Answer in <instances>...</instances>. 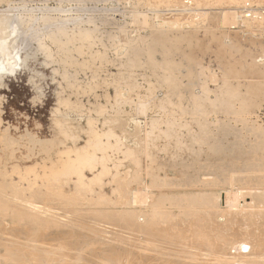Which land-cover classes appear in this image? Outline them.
I'll use <instances>...</instances> for the list:
<instances>
[{
	"label": "rangeland",
	"instance_id": "374dc122",
	"mask_svg": "<svg viewBox=\"0 0 264 264\" xmlns=\"http://www.w3.org/2000/svg\"><path fill=\"white\" fill-rule=\"evenodd\" d=\"M0 47V264H264V0H0Z\"/></svg>",
	"mask_w": 264,
	"mask_h": 264
},
{
	"label": "bare ground",
	"instance_id": "6f19581e",
	"mask_svg": "<svg viewBox=\"0 0 264 264\" xmlns=\"http://www.w3.org/2000/svg\"><path fill=\"white\" fill-rule=\"evenodd\" d=\"M30 22H31V21H30ZM35 22H36V21H35ZM51 24H52V23H51ZM144 24H145V23H144ZM158 27H159V26H158ZM83 31H84V30H83ZM89 32H90V31H89ZM81 33H82V31H81ZM90 33H91V32H90ZM49 34H50V33H49ZM72 34H73V32H72ZM59 35H60V34H59ZM67 35H68V34H67ZM50 36H52V35H50ZM50 36H49V37H50ZM78 36H79V35H78ZM88 36H89V34H88ZM101 36H102V35H101ZM61 37H62V36H61ZM61 37H60V39H61ZM65 37H66V36H65ZM65 37L63 38V39H65V40H67L68 38H70V37H68V38H65ZM82 37H83V36H82ZM91 37H92V36H91ZM51 38H52V37H51ZM56 38H57V37H56ZM56 38H55V39H56ZM72 38H73V37H72ZM77 38H78V37H76V39H75V38H74V39L77 40ZM47 39H48V38H47ZM49 39H50V38H49ZM57 39H59V37H58ZM63 39H61V40H63ZM74 39H73V40H74ZM79 39H81V38H79ZM83 39H84V38H83ZM69 40H70V44H72L71 42H72L73 40H72V39H69ZM71 40H72V41H71ZM91 40H93V39H91ZM91 40H90V42H91ZM56 41H59V40H56ZM56 41H55V42H56ZM87 41H88V40H87ZM65 42H66V41H65ZM67 42H68V40H67ZM73 42L75 43V41H73ZM80 42H82V39H81L78 43H80ZM85 42H86V40H85ZM85 42H84V43H85ZM56 43H58V42H56ZM59 43H60V42H59ZM87 43H88V42H87ZM60 44H61V43H60ZM63 44L68 45V44H66V43H64V42H63ZM57 45H58V44H57ZM79 45L81 46V44H79ZM84 45H85V44H84ZM43 46H44V44H43ZM61 46H64V45H61ZM61 46H60V47H61ZM72 46H73V45H72ZM74 46H76V45H74ZM74 46H73V47H74ZM90 46H91V45H90ZM92 46H93V45H92ZM78 47H79V46H78ZM81 47H83V45H82ZM85 47H86V46H85ZM105 47H106V46H105ZM0 48H1V47H0ZM62 48H63V47H62ZM62 48H61V49H62ZM88 48H90L89 45H88ZM65 50H66V49H65ZM104 50H105V49H104ZM76 51H77V50H76ZM69 53H70V52H69ZM50 54H51V53H50ZM79 54H80V53H79ZM70 55H71V54H70ZM116 56H117V55H116ZM102 59H103V58H102ZM163 59H164V58H163ZM64 60H65V59H64ZM94 60H95V59H94ZM128 62H129V61H128ZM153 67H154V66H153ZM171 67H172V66H171ZM162 69H163V68H162ZM154 70H155V69H154ZM163 73H164V72H163ZM169 75H170V74H169ZM168 77H169V76H168ZM168 77H167V78H168ZM169 78H170V77H169ZM155 79H156V78H155ZM163 81H164V79H163ZM174 93H175V92H174ZM197 103H198V102H197ZM173 108H174V107H173ZM227 108H228V107H227ZM231 108H232V107H231ZM178 109H179V108H178ZM200 109H201V108H200ZM172 126H173V125H172ZM183 126H184V125H183ZM180 127H181V126H180ZM176 129H177V128H176ZM231 129H232V127H231ZM186 131H187V130H186ZM216 132H217V131H216ZM5 133H6V132H5ZM215 134H216V133H215ZM239 136H240V135H239ZM239 136H238V137H239ZM193 137H194V136H193ZM9 139H10V138H9ZM0 141H1V140H0ZM4 141H5V140H4ZM6 141H7V139H6ZM6 141H5V142H6ZM1 142H2V141H1ZM9 142H10V141H9ZM258 142H259V141H258ZM95 144H96V143H95ZM96 145H97V144H96ZM240 145H241V144H240ZM253 145H254V144H253ZM258 145H259V143H258ZM256 146H257V145H256ZM258 147H259V146H258ZM260 147L262 148V146H260ZM4 149H5V148H4ZM254 149H255V145H254ZM250 150H251V148H250ZM255 150H256V149H255ZM251 151H252V150H251ZM251 151H250V152H251ZM253 151H254V150H253ZM261 151H262V150H261ZM255 152H256V151H254V154H255ZM261 155H262V154H261ZM83 157H84V156H83ZM86 157H87V156L84 157V160H83V161H85V158H86ZM256 157H257V155H256ZM261 157H263V156H261ZM261 157H260V158H261ZM79 158H80V156H79ZM79 158H77V159H79ZM80 159H82V157H81ZM251 159H252V158H251ZM254 159H255V156H254ZM88 160H89V159H88ZM90 160H91V159H90ZM90 160H89L88 162L85 161L84 163H85V164H86V163H87V164H90ZM81 161H82V160H81ZM257 161H258V160H257ZM257 161H256V162H257ZM259 162H260V161H259ZM79 163H80V161H79ZM81 163H82V162H81ZM248 163H249V162H248ZM250 163H251V160H250ZM69 164H70V163H69ZM253 164H254V162H253ZM260 164H261V162H260ZM260 164L258 163L259 166H260ZM250 165H252V164H250ZM254 165H256V163H255ZM254 165H253V166H254ZM261 165L264 166L263 164H261ZM72 166H73V165H72ZM247 166H248V165H246V167H247ZM66 168H67V166H66ZM252 168H253V167H252ZM252 168H249V172H248V173H250V170H251ZM254 168H255V167H254ZM79 169H81V168H79ZM243 169H244V168H243ZM256 169H257V168H256ZM75 170H76V168H75ZM246 170H247V169H246ZM252 170H253V169H252ZM258 170H259V169H258ZM258 170H256V171H258ZM77 171H78V170H77ZM242 171H243V170H242ZM242 171H241V172H242ZM262 171L264 172V170H262ZM67 172H68V171H67ZM245 172H246V171H245ZM243 173H244V171H243ZM253 173H254V172H253ZM79 174H80V173H79ZM79 174H78V175H79ZM259 174H260V173H259ZM262 174H263V173H262ZM262 174H261L260 176H262ZM249 176H250V175H249ZM256 176H257V175H256ZM258 177H259V176H257L256 179H258ZM262 177H263V176H262ZM79 178H80V176H79ZM242 178H243V175H242ZM260 178H261V177H260ZM263 178H264V177H263ZM236 179H237V177H236ZM240 179H241V178H240ZM247 179H248V178H247ZM254 179H255V178H254ZM254 179H253V180H254ZM231 180H233V178H232ZM231 180H230V181H231ZM238 180H239V179H238ZM244 180H245V177H244L243 180H242L243 183H244ZM261 180H262V178H261ZM250 181H251V180L249 179V182H250ZM227 182H228V181H227ZM232 182H233V181H232ZM253 182H254V181H253ZM255 182H256V181H255ZM243 183H242V185H244ZM256 183H258V182H256ZM84 184H85V183H84ZM239 184H241V183H239ZM248 184H249V183H248ZM252 184H253V183H252ZM258 184H259V183H258ZM87 186H88V185H87ZM249 186H250V185H249ZM262 186H263V185H262ZM243 187H245V186H243ZM263 187H264V186H263ZM86 188H87V187H86ZM195 196H196V195H195ZM189 197H190V199H191V196H189ZM49 198H50V197H49ZM147 198H148V197H147V194H146L145 192H143V191H141V190H138V191L135 192V194H134L133 202L136 203V204H138V205L143 206V204H146V203H147ZM201 198H203V196H202ZM190 199H189V200H190ZM254 199H255V201H257V200H259V201H264V194H259V198H258V199H257V198H254ZM167 200H168V199H167ZM184 201H185V200H184ZM3 202H4V201H3ZM185 202H186L189 206H193L192 204L188 203L187 201H185ZM214 203H215V202H214ZM5 204H6V203H5ZM8 205H9V204H8ZM10 205H11V204H10ZM8 207H9V206H8ZM6 208H7V207H6ZM189 212H190V211H189ZM187 214L190 215L189 213H187ZM129 215H131V214H129ZM158 215H159V214H158L157 212H153V213H151V219H152V220H151V223H152V224L156 222V221H155V217H157ZM123 217H124V216H123ZM131 217H132V215H131ZM128 218H129V217H128ZM203 218H204V217H203ZM196 219H197V218H196ZM198 219H199V218H198ZM157 220H158V219H157ZM199 220L202 221V218L199 219ZM199 220H197V221H199ZM213 220H214V219H213ZM136 224H137V223H136ZM211 225H212L211 227H210V226L208 227V229H209L208 231H209V232H213V231H214V232H213L214 235L217 234V233H215V232H217V230L220 229V227H217V222L214 223V224H211ZM213 233H212V234H213ZM218 233H219V232H218ZM218 235H219V234H218ZM216 236H217V235H216ZM240 246H246V245L241 244ZM246 247L249 248L248 246H246ZM12 250H13V249H12ZM10 251H11V250H10ZM18 251H19V250H18ZM25 253H26V252H25ZM21 254H22V253H21ZM8 255H9V254H8ZM10 255H12V253H11ZM10 255H9V256H10ZM29 255H30V254H29ZM20 256H21V255H20ZM20 256H19V257H20ZM24 256H25V255H24ZM30 256H31V255H30ZM25 257H26V256H25ZM35 258H36V257H35ZM12 259H13V258H12ZM12 259H11V260H12ZM18 259H19V258H18ZM18 259H17V260H18ZM25 259H26V258H25ZM40 259H41V258H40ZM44 259H45V258H44ZM14 260H16V259H14ZM36 260H37V259H36ZM4 261H5V260H4ZM25 261H26V260H25ZM42 261H44V260H41V262H42ZM5 262H6V261H5ZM6 264H7V263H6ZM13 264H14V263H13ZM15 264H16V263H15Z\"/></svg>",
	"mask_w": 264,
	"mask_h": 264
}]
</instances>
